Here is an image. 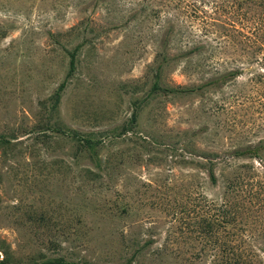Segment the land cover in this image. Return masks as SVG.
I'll use <instances>...</instances> for the list:
<instances>
[{"label": "rangeland", "instance_id": "rangeland-1", "mask_svg": "<svg viewBox=\"0 0 264 264\" xmlns=\"http://www.w3.org/2000/svg\"><path fill=\"white\" fill-rule=\"evenodd\" d=\"M255 73L264 0H0V264H264Z\"/></svg>", "mask_w": 264, "mask_h": 264}, {"label": "trees", "instance_id": "trees-1", "mask_svg": "<svg viewBox=\"0 0 264 264\" xmlns=\"http://www.w3.org/2000/svg\"><path fill=\"white\" fill-rule=\"evenodd\" d=\"M258 36L259 34L256 33L255 27L243 26L241 30V70L226 71L224 73L219 74L217 77L211 79L210 81L206 82L205 84L198 86L196 88H187V89L176 88V89H171L167 91L194 92V91L203 90L210 86L217 87L221 85H226L228 82L234 79H237L240 76H243L246 72V68L249 69V67L245 68L244 66L252 65V63H254V60L258 57V55L262 51ZM76 51L77 50H75L71 54L70 72L67 76V79L68 77H70V75H72V73L75 70L76 57H77ZM161 67H163V65H161ZM250 82L259 86L261 90L263 91L262 95L260 96L261 98L260 102L264 105V74H260V73L252 74V78L250 79ZM65 87H66V81L60 85L59 93L62 92L65 89ZM77 138L82 140L84 142V145L90 150L97 149L100 143V142H95L92 139H82L80 137H77ZM235 153H236L235 156L237 157L253 156L255 158H260L262 155H264V139H261L255 146L246 148L241 151H237ZM211 178H214L213 172H211ZM47 264H76V263L60 259L57 261L48 262Z\"/></svg>", "mask_w": 264, "mask_h": 264}]
</instances>
